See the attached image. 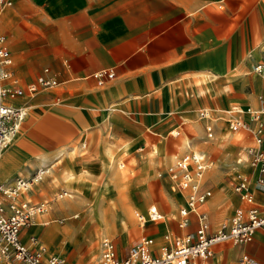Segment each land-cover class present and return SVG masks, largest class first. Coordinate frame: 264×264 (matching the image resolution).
Instances as JSON below:
<instances>
[{
	"label": "crops",
	"instance_id": "crops-1",
	"mask_svg": "<svg viewBox=\"0 0 264 264\" xmlns=\"http://www.w3.org/2000/svg\"><path fill=\"white\" fill-rule=\"evenodd\" d=\"M15 2L8 27L1 12L0 31L12 56L10 68L25 87L24 95L10 103L22 107L24 115L1 154L0 181L10 186L48 170L20 195L31 204H45L21 229L22 243L30 245L35 237L47 254L67 264H97L107 235L117 237L109 239L120 259L140 237L152 239L151 254L160 255L176 240L195 238L198 214L205 215L211 234L238 211L246 219L250 205L264 210V183L257 182L259 168L251 163L255 149L264 151V132L257 145V122L251 117L258 112L264 129V67L254 70L256 63L264 64V0ZM24 10L33 13L24 17ZM64 15L73 21H56ZM36 19L45 20L48 29L36 31ZM102 69L112 76L100 81L94 73ZM40 76L57 84L30 93L28 84ZM200 111L208 118H200ZM233 120L244 126L231 129ZM206 126L212 127L211 137ZM188 152L202 154L207 168L196 192L202 198L180 224L189 190H175L166 170ZM128 174L125 197L143 204V222L138 208H126L119 214L130 217L129 224L111 234L106 224L117 222L118 212L102 206L104 232H96V192L110 187L114 194ZM237 174L246 179L251 203L235 190ZM66 193L79 204L69 203ZM55 194L65 200L50 205L48 198ZM90 203L93 209L87 212ZM151 207L161 219L148 220ZM75 210L81 211L79 219ZM71 212L65 223L53 218ZM191 262L264 264V230H256L247 243L215 244L209 255ZM0 264H7L1 256Z\"/></svg>",
	"mask_w": 264,
	"mask_h": 264
},
{
	"label": "built area",
	"instance_id": "built-area-1",
	"mask_svg": "<svg viewBox=\"0 0 264 264\" xmlns=\"http://www.w3.org/2000/svg\"><path fill=\"white\" fill-rule=\"evenodd\" d=\"M10 0H0V14ZM12 56L6 44V36L0 31V157L8 143V137L14 136L23 118V108L13 106L10 101L24 95L25 87L21 86L19 80L14 76L10 66ZM262 62L254 65V70L262 71ZM45 70H47L45 68ZM113 71L108 69L98 70L94 75L102 81L104 75L112 76ZM57 80L52 77L40 76L36 81L30 82L27 90L30 93L36 92L41 86H52ZM258 112L251 117L256 121L253 131L254 140L257 145L262 141L263 124L257 118ZM200 118H208L206 111L199 112ZM244 123L233 120L230 123L231 129L243 127ZM207 136H212V127L206 126ZM259 168L257 182L264 183V151L255 149L251 160ZM207 165L203 156L197 152H188L179 157L175 164L166 170L172 187L175 190H189L185 206L179 210L180 224H186L187 214L196 208V201L202 196H196L198 186L203 179ZM48 172L47 168L37 170L29 179L17 178L13 185H5L0 181V256L7 264H67L62 257L47 254L46 248L38 243L37 238H30V245H25L20 240L21 229L28 225L31 219L45 210V204H31L20 199L22 192H25L32 184L39 182ZM235 190L248 203L252 197L247 190V182L241 174L236 175ZM143 222V216L137 214ZM247 218L241 217V211L232 216L229 220L220 222L216 229L208 234L209 224L204 214H198V227L195 238L190 235L176 240L169 249H164L160 255L151 254L152 239L141 238L137 243L132 244L127 255L120 259L117 256L114 242L109 238H102L100 242L101 254L98 264H192L191 259L199 256H207L213 245L222 242L247 243L252 240L254 232L258 229L264 230V210L257 206L250 205L246 208ZM148 220L157 221L161 219L160 213L155 207L148 209ZM248 263L246 260H242Z\"/></svg>",
	"mask_w": 264,
	"mask_h": 264
},
{
	"label": "rangeland",
	"instance_id": "rangeland-1",
	"mask_svg": "<svg viewBox=\"0 0 264 264\" xmlns=\"http://www.w3.org/2000/svg\"><path fill=\"white\" fill-rule=\"evenodd\" d=\"M12 1H13L12 2L13 3L12 4L13 6L18 5V4H16L15 0H12ZM18 1L21 2V4H24L25 2H27V0H18ZM38 6H39V11L41 12V16H43L44 15V11L43 10H44L45 4L41 3ZM24 12H27V10L26 11L24 10L22 13H24ZM29 12H27L28 14L27 13H24L23 14L24 17H26L27 15L29 16L30 14L32 15L33 12H30V13ZM11 20H12V13H11V8H10V9L7 10V12H5L4 17H3V22L8 27ZM65 20H67V21H73L72 17H68L67 15L66 16L64 15L63 18L58 17V19H56L57 22H60V21L65 22ZM36 22L38 24H40V26H37L36 28H34V29H36V31H38V32L39 31H42L43 32V31H45L43 28H45V29L47 28L48 29V26L47 27L46 26L44 27L45 20L39 21V20L36 19ZM41 26H43V27H41ZM39 42H40V40H38V43ZM27 45L30 46V47L33 46V45H30V44H27ZM231 122H233V121H231ZM230 123H228V124H230ZM175 162H174V164H175ZM116 163L114 165V168L117 171H119V172L123 171V170L117 169ZM108 164L109 165H112L113 164L112 158H111V160L109 161ZM174 164H172V165H174ZM172 165H170V166H172ZM125 169L129 172L128 167H126ZM126 175H127V172L124 171L121 174V177H125ZM130 177L131 176L128 174V176L126 178L122 179L123 180V182H121L122 184L119 183V186L116 187L117 190H115L114 194H113V191L111 190L110 187L109 188H102L101 187V190H99L95 194V199L96 200H94V202H93L94 209L92 208V203L86 205V208L85 209H86L87 212H92V209H93V214L92 215L95 218L94 219V225L96 227V229H95L96 232H98L100 229L104 232L105 223H104V221H103V219L101 217V213H100V211H101V208L100 207H102V206L111 207L114 210V212H118L117 218L119 220L117 222H112L110 220H109L110 222L107 221V226L106 227L108 229V232L111 233V234H113L112 232H115V229L116 228H121V229L123 228L124 229L129 224L128 221H130V217L128 218V217L122 216V214H119V213L123 212L126 208H130L132 211L135 210L134 208H138L137 209V212H136V215L139 214V213L140 214H143V212H144V210H143V204L138 203V201L136 200L135 197L130 198V200H127V198L125 197L126 192L128 191V187L126 186V180H127V178L129 179ZM161 177H163V176L161 175ZM165 186H167V185H165ZM83 193L85 195L87 194L86 191H83ZM66 194H67V197H68L67 201L69 203L79 204V202L76 201V196L73 193H66ZM112 194H113V196H112ZM146 194L147 195H150V193L148 191H146ZM110 196H112L111 200H110ZM102 197L104 198V200H102ZM116 197H118L117 200L113 199V198H116ZM48 200L50 202V205H54L57 201L63 202L65 199H59L58 195L55 194L52 197H49ZM145 211H147V210H145ZM72 213L73 212H71L70 214H66V215L55 216L53 218H55L57 220H63L62 222L65 223V222H67L68 218H71ZM75 213H78L79 214V216L77 218H75V219H79L81 217V211L80 210H75ZM135 222L133 221V224H135ZM113 224H114V226H113ZM89 225L90 224H87L86 226H84L83 229H82V231L86 230V228ZM135 228L138 229V227H137L136 224H135ZM110 236H112V235H110ZM110 236L107 235V237L113 238L114 241L116 242L117 237H110ZM126 236L127 235L121 234V238L123 240L126 239ZM140 240H141V237L138 239V241H140ZM138 241H136L134 239L131 242L134 244V243H137ZM97 264H98V262H97Z\"/></svg>",
	"mask_w": 264,
	"mask_h": 264
},
{
	"label": "bare ground",
	"instance_id": "bare-ground-1",
	"mask_svg": "<svg viewBox=\"0 0 264 264\" xmlns=\"http://www.w3.org/2000/svg\"><path fill=\"white\" fill-rule=\"evenodd\" d=\"M10 1H11V4H10V5H6V6L2 9V14H4L8 9H10V6L12 5V2H13L12 0H10ZM12 138H13L12 136H11V137L9 136V137H8V142L11 141ZM5 147H6V145H5ZM6 148H7V147H6ZM199 154H200V153H199ZM201 155H202V154H201ZM142 215H143V218H145V216H144L145 214H142ZM109 222H110V221H109ZM128 222H129V221H128ZM110 224H111V223H110ZM106 226H107V224H106ZM113 226H114V224H113ZM119 227H120V226H119ZM38 243H39V242H38ZM39 244H40V243H39ZM152 244H153V241H152ZM44 247H45V246H44Z\"/></svg>",
	"mask_w": 264,
	"mask_h": 264
}]
</instances>
